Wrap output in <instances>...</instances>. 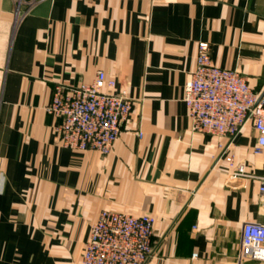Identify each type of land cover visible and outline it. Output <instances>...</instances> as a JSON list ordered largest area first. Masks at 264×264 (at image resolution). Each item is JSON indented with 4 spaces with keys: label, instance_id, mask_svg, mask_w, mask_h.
<instances>
[{
    "label": "crops",
    "instance_id": "1",
    "mask_svg": "<svg viewBox=\"0 0 264 264\" xmlns=\"http://www.w3.org/2000/svg\"><path fill=\"white\" fill-rule=\"evenodd\" d=\"M15 4L0 0V264H84L102 209L155 216L146 264H264L239 261L244 223L264 224L258 132L196 130L183 100L200 41L264 97V0H39L19 21ZM99 69L134 101L107 155L65 147L46 110Z\"/></svg>",
    "mask_w": 264,
    "mask_h": 264
},
{
    "label": "built area",
    "instance_id": "2",
    "mask_svg": "<svg viewBox=\"0 0 264 264\" xmlns=\"http://www.w3.org/2000/svg\"><path fill=\"white\" fill-rule=\"evenodd\" d=\"M16 21L39 0H15ZM116 81L103 69L77 86L56 85L48 113L61 118L56 129L65 147L78 151L111 152L124 124L130 119L134 101L115 92ZM183 100L194 129L228 136L232 140L252 122L258 137L256 153L264 152V97L251 87L237 69L214 63L210 44L198 43L197 67L186 81ZM231 161L232 157H228ZM243 165L232 175H244ZM260 191L264 194V176ZM152 214L102 209L84 244V264H146L154 253ZM198 253H193L197 257ZM264 262V224L246 222L242 227L239 261Z\"/></svg>",
    "mask_w": 264,
    "mask_h": 264
},
{
    "label": "water",
    "instance_id": "3",
    "mask_svg": "<svg viewBox=\"0 0 264 264\" xmlns=\"http://www.w3.org/2000/svg\"><path fill=\"white\" fill-rule=\"evenodd\" d=\"M261 97H263V95Z\"/></svg>",
    "mask_w": 264,
    "mask_h": 264
}]
</instances>
